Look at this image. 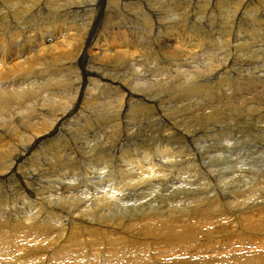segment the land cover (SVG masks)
<instances>
[{
    "label": "bare ground",
    "instance_id": "1",
    "mask_svg": "<svg viewBox=\"0 0 264 264\" xmlns=\"http://www.w3.org/2000/svg\"><path fill=\"white\" fill-rule=\"evenodd\" d=\"M229 35L264 47V0H0V264H264V112L221 132L224 77L180 60Z\"/></svg>",
    "mask_w": 264,
    "mask_h": 264
},
{
    "label": "rangeland",
    "instance_id": "2",
    "mask_svg": "<svg viewBox=\"0 0 264 264\" xmlns=\"http://www.w3.org/2000/svg\"><path fill=\"white\" fill-rule=\"evenodd\" d=\"M220 10H217V11H215V12H212V13H210L209 14V19L211 18V20H210V23L211 24H219L221 21H224L226 18H227V14H229V12H230V10L229 9H225V10H221V11H223V12H225V13H223V12H219ZM229 11V12H228ZM219 12V13H218ZM228 12V13H227ZM217 13H218V15H221V17H222V19L223 18H225V19H220L221 17L220 16H218V17H215L216 15H217ZM223 14H226V16L225 15H223ZM214 16V17H213ZM212 17L213 18H215V19H212ZM218 18V19H217ZM63 27V26H62ZM233 36V35H232ZM231 35H229V36H225L224 37V39H222V40H225L224 42L225 43H223V44H219V42L221 41V40H219L218 41V39L217 40H215L216 42H217V44H216V42L214 41V39L213 38H210V42H211V44L210 43H206V42H204L203 40H201V41H199L198 42V45L197 46H195V52H194V58H189V57H186L185 59H180L181 61H182V64L183 65H185V66H196V65H198V63L201 65V64H204V63H201V62H205V64L206 63H209V61H210V63L209 64H211V65H206V66H213V68H211V69H209L208 67H205L206 68V70L205 71H202L201 73H203V75H205V73H206V75H208L211 79H213L214 80V82H216V79L217 78H220V77H224V83L222 84V85H218V88H221V87H223V88H221V89H219L218 90V94H219V97L218 98H223V100H221V99H218V100H221L220 102H221V104L223 105V103H225V105H223V108H224V110H225V107L227 106V109H228V113H226V111H225V113H222V115L219 117V120L220 119H222V120H220V121H218L217 122V124L216 125H218L217 127L219 128V129H221L220 131L221 132H224V130H222V125H219V124H223V123H225V121H226V123L225 124H227V125H225V124H223V126H229L228 125V123H230L231 124V118H232V115H226V114H231V113H233V112H235L236 111V109L237 108H239V112L241 113V115H239L238 117H237V115H236V118L237 119H240V120H252L253 118H255V117H257L258 116V114H261V113H263L264 112V54H263V50H264V47L263 46H259V45H254V46H256V47H254L253 46V44H252V46H251V50H247L246 52L248 53H253L254 54V52L255 51H257V52H255V53H257V54H259L258 56H260V58H258V56H257V54L255 55H253V54H248L247 55V57H243V56H245L244 54H247L246 52H244V53H238L237 54V50L238 49H236V42H234V36L232 37ZM227 37H228V39H227ZM230 38V39H229ZM213 39V40H212ZM213 41V42H212ZM227 41V42H226ZM209 44V45H208ZM219 44V46H217ZM200 45H201V47H200ZM205 45V46H204ZM229 45V46H228ZM207 47V48H206ZM226 47V48H225ZM260 47V48H259ZM253 48H256V49H258V50H260V51H258V50H255L254 51V49ZM199 49V50H198ZM204 49V52H206V53H203L202 54V52H201V50H203ZM210 49V50H209ZM227 49V50H226ZM134 50H132V52H133ZM230 52H231V54H230ZM259 52V53H258ZM229 53V54H228ZM136 54V53H135ZM135 54H133V53H129L128 54V57H130V56H136ZM219 54V55H218ZM228 54V55H227ZM138 55V54H137ZM205 55H207V56H205ZM55 56V54L53 53V54H50L49 55V57H51V58H53ZM240 59V58H247V59H243V61H242V59L241 60H239L237 57ZM251 56V57H250ZM258 59H257V58ZM212 60H211V59ZM231 58V59H230ZM220 59V60H219ZM250 59H252V60H250ZM205 60H208V62L207 61H205ZM227 60V61H226ZM232 60V61H231ZM152 60H150V62H151ZM191 61V62H190ZM213 61V62H212ZM194 62V63H193ZM228 62V63H227ZM251 64H250V63ZM252 62L253 63H255L254 65L252 64ZM261 62V63H260ZM141 63V60L140 61H135L133 64L134 65H136V64H140ZM214 63V64H213ZM247 64H248V66L250 65V67H248L247 66ZM259 65V66H257V65ZM219 65H221V66H219ZM252 65V66H251ZM184 66V67H185ZM205 68H202V69H205ZM236 68V69H235ZM1 69V68H0ZM63 69H65V68H63ZM215 69V70H214ZM243 69V70H242ZM214 70V71H213ZM244 70H245V73L243 74V72H244ZM232 71V72H231ZM236 73H235V72ZM247 71V72H246ZM14 72L15 73H17L16 75L18 76L16 79H20L21 78V80H20V84L21 83H25V78L23 77V76H20V78H19V69L17 68V69H15L14 70ZM35 72V73H34ZM36 70L35 71H33L32 72V75H31V78L33 77V76H35L36 75ZM251 72V73H250ZM257 74V75H254V74ZM242 74V75H241ZM68 75V74H67ZM217 75V76H216ZM239 75H241V76H243L244 78H245V80H246V82L243 80V81H239V80H236V79H238V76ZM69 76V75H68ZM253 76H257L259 79H258V81H257V79L255 78V77H253ZM255 78L256 79V82L254 83V85H253V87L252 88H250V86H248L249 85V81L251 80V78ZM234 78V81H233V83H232V79ZM16 79H14V80H16ZM248 81V82H247ZM18 81L16 80V83H17ZM230 86V87H229ZM232 91L234 92V95H233V97H232V99L231 100H229V96H230V94L232 93ZM251 91H254V93H253V98H252V100H250V101H243V100H246L247 99V95H248V93L249 92H251ZM147 91H145V93H146ZM144 93V94H145ZM220 95H221V97H220ZM223 95H225V97H223ZM227 97V98H226ZM239 98V99H238ZM237 100V101H236ZM242 101V102H241ZM229 104V105H228ZM222 105H221V108H222ZM254 105V106H253ZM101 105L100 104H97V105H91V107H90V109L88 110V111H91L92 109H95V110H97V109H100L99 107H100ZM256 106H257V108H256ZM231 107V108H230ZM261 107V108H260ZM257 109V111H259V113L257 112V111H254V110H256ZM254 109V110H253ZM186 112V113H185ZM191 112V113H190ZM253 112V113H252ZM195 113V114H194ZM196 114H197V112L196 111H184V112H182V113H179V114H177V115H175L174 116V119H177L176 121H177V123H178V126L181 124L182 126H184L186 123H188V122H191V123H188V125L189 124H194L193 122H195L193 119L195 118V116H196ZM247 114V115H246ZM249 114H251V115H249ZM180 115V116H179ZM227 116L229 117V119H227ZM247 116V117H246ZM179 117L181 118L180 120H178L179 119ZM223 117H225V118H223ZM240 117V118H239ZM241 117H243V118H241ZM245 117V118H244ZM173 118V117H172ZM190 118V120H188ZM187 119V120H186ZM231 119V120H230ZM186 120V121H185ZM230 120V121H229ZM223 121V122H222ZM262 125H259V128H264V123H261ZM132 128H131V132L130 133H128V135L127 136H125L124 138H133V139H142V140H148V141H151L150 143L151 144H153V142L152 141H154V139H156L157 137H158V133H157V131L155 132V133H152V132H149V131H147V127H143V126H140V124L138 123V124H135V125H133V126H131ZM258 128V130L257 131H259L260 129ZM226 130V129H225ZM201 129L198 131V133H201ZM256 132V131H255ZM254 131L251 133V135H253L254 133H255ZM132 133V134H131ZM150 133V134H149ZM157 133V134H156ZM237 133V134H236ZM240 133H242V130H236V132H234L233 134H232V137H233V139L236 137V135H238V134H240ZM129 134H131V135H129ZM227 134H229L228 132H227ZM137 135V136H136ZM135 136V137H134ZM235 136V137H234ZM139 137V138H138ZM144 138V139H143ZM146 138V139H145ZM221 139V138H220ZM225 141V140H224ZM222 142H223V140H222ZM225 144H227V142L225 141ZM230 145H231V143H230ZM230 145H228L227 144V146H230ZM223 146H226V145H224L223 143L222 144H220L219 145V150L217 149V155H219L220 154V152H222V151H227V148H224ZM221 147H222V149H221ZM211 151H214V150H211ZM49 153V157H55L54 156V151L52 152V151H50V152H48ZM51 155H53V156H51ZM43 156V155H42ZM50 160V161H49ZM49 160H48V163L49 164H52V161H54V159L53 158H49ZM51 162V163H50ZM226 163H227V161H226ZM53 165L55 166V163L53 162ZM146 167H148V166H146ZM145 169H148V168H145ZM191 176L192 175H189L188 174V176L187 177H181V179L180 180H183V178L184 179H186V181L188 182V179L190 180L191 179ZM147 179V178H146ZM155 180H157V181H159V178H157V179H155ZM152 190H150L149 192H148V195H153V197L155 196V195H158L157 194V192L155 191V192H151ZM153 193V194H151V193ZM160 196V195H159ZM146 201V204H149L148 202H150L151 201V199L149 200V199H146L145 200ZM144 200H143V202H145ZM171 203H169V202H167V203H163V204H161L160 205V203L158 204V203H156L154 206H155V208L157 207V206H161L162 208H164V211L166 210V209H169L168 208V206L169 207H171L172 205H174V207L176 206L175 204H173L174 202H176V201H174V200H172V201H170ZM169 203V204H168ZM171 204V205H170ZM151 206V205H150ZM150 206H147L149 209H151V207ZM167 207V208H166ZM167 211V210H166ZM178 228V227H177ZM180 228H178V230H179ZM177 229H176V231H178ZM181 230V229H180ZM179 230V231H180ZM227 253H230V251H225V252H223L222 253V255H221V257L223 258L224 256L223 255H225V256H228V254ZM224 259V258H223ZM223 259H221V261L223 260ZM218 264H220V262L218 263Z\"/></svg>",
    "mask_w": 264,
    "mask_h": 264
}]
</instances>
